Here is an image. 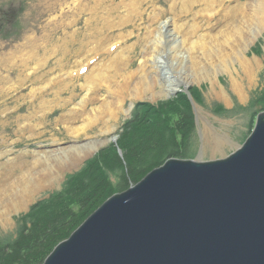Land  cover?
<instances>
[{"label": "rangeland", "instance_id": "rangeland-1", "mask_svg": "<svg viewBox=\"0 0 264 264\" xmlns=\"http://www.w3.org/2000/svg\"><path fill=\"white\" fill-rule=\"evenodd\" d=\"M206 1L0 0V182L24 180L17 188L0 183V239L15 238L22 214L118 139L139 101L156 103L177 96L183 85L197 86L204 102L195 101L194 157L227 156L235 150L232 141H245L261 108L250 105L264 89V27L248 24L258 0H216L209 8ZM236 29L247 36L236 54L230 45L224 55L202 47H222L227 31ZM167 75L179 81L175 96L177 88L166 90ZM126 80L131 85L122 94L119 84ZM216 104L234 110L219 115ZM32 180L42 187L26 190ZM22 189L27 204L12 207Z\"/></svg>", "mask_w": 264, "mask_h": 264}, {"label": "water", "instance_id": "water-1", "mask_svg": "<svg viewBox=\"0 0 264 264\" xmlns=\"http://www.w3.org/2000/svg\"><path fill=\"white\" fill-rule=\"evenodd\" d=\"M181 90L198 124L189 85ZM232 142L227 156L169 158L109 197L41 264H264V110L245 141Z\"/></svg>", "mask_w": 264, "mask_h": 264}, {"label": "trees", "instance_id": "trees-1", "mask_svg": "<svg viewBox=\"0 0 264 264\" xmlns=\"http://www.w3.org/2000/svg\"><path fill=\"white\" fill-rule=\"evenodd\" d=\"M189 90L196 102H204L201 88ZM256 104L261 108L254 111L248 135L258 112L264 110V89L256 93L250 106ZM213 110L224 115L234 109L216 104ZM196 128L193 105L184 91L156 103L137 102L117 142L101 148L67 176L59 191L22 214L15 238L0 239V264H41L113 194L127 190L171 157L193 158Z\"/></svg>", "mask_w": 264, "mask_h": 264}, {"label": "bare ground", "instance_id": "bare-ground-1", "mask_svg": "<svg viewBox=\"0 0 264 264\" xmlns=\"http://www.w3.org/2000/svg\"><path fill=\"white\" fill-rule=\"evenodd\" d=\"M223 1V0H222ZM237 1H239V0H237ZM215 2H216V0H207L206 1V7L207 8H209V7H212V6H214L215 5ZM226 3V2H225ZM223 4V3H222ZM98 5L96 4V5H93V7H92V9H89L90 11H92V12H96V10L97 9H95L96 7H97ZM226 7H228V6H226ZM235 10V8L230 12V14L229 15H231L232 13H233V11ZM240 14H243L244 16H246L247 17V13H246V11H245V8H241V11H240ZM235 16V15H234ZM249 16V15H248ZM235 18V17H234ZM233 18V19H234ZM249 18L250 19H248V24H252V23H256V27H257V29H258V31L259 30H262L263 29V27H264V0H258V2H257V5L255 6V8H254V12H253V14H252V16H249ZM206 19V18H205ZM235 20H237L236 18H235ZM245 20V19H244ZM206 21V20H205ZM256 29V28H255ZM234 34H236V35H238V37L236 38V39H233L232 37H233V35ZM226 37H227V39L226 40H224L223 42H221V46L222 47H218V46H214V45H210V44H208V43H203L202 45V47L205 49V50H207V51H211V52H213V51H219L218 53H219V55H224V54H226L225 52L223 53L221 50L223 49V47H224V45H230L231 46V53L232 54H236V50L237 49H235V47L236 46H241V45H243V42H245L247 39H246V35H245V33H243L242 31H240L239 29H236V32L235 33H230L229 31H227V34H226ZM255 37V36H254ZM246 43V42H245ZM244 43V44H245ZM161 44V35H159L158 37H157V39H156V41H155V49H157L158 47H159V45ZM27 45V44H26ZM171 45H173L172 43H171ZM28 46V45H27ZM34 46H36V45H34ZM215 47V48H214ZM217 47V48H216ZM28 48H30V47H28ZM48 48V47H47ZM160 48V47H159ZM36 49V48H35ZM34 50V49H33ZM125 50H123L122 49V51H120V52H118V55H117V57H116V59L115 60H118V59H120L121 57H122V53L124 52ZM175 51L176 52H178V48L177 49H175ZM210 52V53H211ZM21 53V52H20ZM13 54H14V52H13ZM9 55H12V54H9ZM23 55V54H22ZM29 55V54H28ZM27 55V56H28ZM120 55V56H119ZM19 55H15V57H18ZM10 57H12V56H10ZM29 57H30V55H29ZM9 58V57H8ZM20 58H21V56H20ZM23 58V57H22ZM115 58V57H114ZM13 59V58H12ZM11 59V60H12ZM34 59V58H33ZM32 59V60H33ZM124 59V58H123ZM235 59L236 60H238V61H240V63L244 66V67H247L248 66V62L247 61H245L244 60V58L242 57V56H239V55H237V57H235ZM8 60V59H7ZM16 60V59H15ZM13 61H14V59H13ZM119 61H121V60H119ZM220 64H222V65H225V59H223V60H221V63ZM81 70V69H80ZM80 72V71H79ZM164 72H166V71H164ZM166 74H167V72H166ZM143 78H142V80H143V85H145L146 84V87L147 88H149L150 87V83H148L147 82V76L145 75V77L144 76H142ZM167 77H168V82H167V91L169 92V91H172V90H174L175 88H177V86L179 85V81H177L175 78H173V77H169L168 75H167ZM145 82V83H144ZM129 85H131V81H129V80H126L124 83H120L119 84V88L121 89V92H122V94L125 92V90H126V87H128ZM236 85V87H238V84H235ZM145 87V86H144ZM146 90V89H145ZM149 90V89H148ZM118 92V91H117ZM115 103V102H114ZM106 105H107V110H108V112H109V114H108V112H107V114L108 115H110V113H111V116H113V118H114V116L116 115V113H115V110H114V108L110 105V102H108V103H106ZM117 108H119V106L117 107ZM105 118V117H104ZM107 118V117H106ZM104 122L105 121H107L106 119L105 120H103ZM108 123V122H107ZM106 125V124H105ZM76 147H79V146H76ZM10 173V172H9ZM9 178H10V176H9ZM2 180V179H1ZM7 180V179H6ZM1 183V186H3V185H9L10 187H13V188H17V186H22V184L24 183V180H22V181H13V183H12V185H11V178L9 179V182H5V181H1L0 182ZM42 187V182H39V181H36V180H32V181H30V185L26 188V190H28V191H31V190H33V189H35V190H38L39 188H41ZM28 200H29V197H26V193H25V190L24 189H22V194H17L16 195V197L15 198H13L12 199V201H11V203H10V205L12 206V207H16V208H19V207H22V206H24L25 204H27V202H28ZM4 214V213H3ZM2 218H3V215H2Z\"/></svg>", "mask_w": 264, "mask_h": 264}]
</instances>
